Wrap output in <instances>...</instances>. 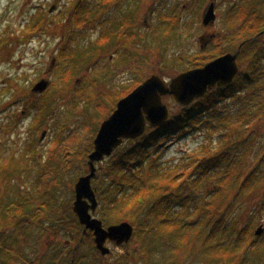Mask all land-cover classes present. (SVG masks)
Instances as JSON below:
<instances>
[{"label": "trees", "instance_id": "16d2710c", "mask_svg": "<svg viewBox=\"0 0 264 264\" xmlns=\"http://www.w3.org/2000/svg\"><path fill=\"white\" fill-rule=\"evenodd\" d=\"M114 1L78 0L74 21L92 26L98 14ZM254 2L236 3L227 13L226 26L233 28L227 42L238 48L243 44L240 59L247 63L246 71L240 73L231 86L210 90L191 106H181V111L171 115L161 126H148L141 137L121 145L108 159L110 163L103 166V179L100 168L93 181L100 204L96 214L106 226L125 221L134 225V238L139 236L140 244L133 252L143 255L145 264H192L191 261L264 264V233L255 236L257 218L251 216L252 212L264 214V198L257 200L254 209L249 210L251 213L244 212L253 193L264 186V156L250 171L245 165L249 151L256 145V123L264 112V91L257 93L264 84V52L258 40L264 28V14L257 10ZM161 9L159 28L153 30L152 36L167 41L179 33L178 18L172 14L180 10L173 11L170 6ZM115 11L120 13L118 9ZM136 11L125 8L120 15L109 12L113 17L105 16L103 37L92 45L95 49L71 46L66 49L62 59L74 62L69 72L78 67L76 61L81 59L79 63H84V58L91 53L96 55L109 46L118 45L115 37L135 42L146 39L137 28L130 30L137 21ZM67 41L65 47L72 45L70 39ZM226 53L229 52L218 46L181 56L185 57V65L198 68ZM141 82L117 93L105 94L103 99L89 100V103L98 115L107 118L114 112L119 99ZM50 99L47 96L41 101L43 106L38 109L37 128ZM190 127L191 131H187ZM192 130L204 131L209 142L203 140L200 145L198 143L199 149L183 154L182 163L166 166L161 160L163 154L155 155L162 138L170 140L173 135H187ZM75 134L70 133L66 142L62 137L57 138L47 161L36 156L35 140L32 142L29 150L34 165L41 172L35 186L38 196L24 184L12 183L15 179L10 177L11 172L14 175L23 172L21 165H16L20 166L17 172L12 170L17 159L10 166L2 167L1 176L6 179L0 191V264H16L20 256L25 264H36L26 253L34 227L41 229L44 236L55 232L60 238L49 240V247L54 248L43 255L48 264H63L68 259L65 255L68 243L79 244L70 264H100L98 258L102 256L94 244V235L91 232L83 235L84 226L73 211L74 198L57 206L54 193L56 185L65 179L72 185L87 169L94 139ZM217 139V145L212 147L211 143ZM259 225L264 226L263 223ZM61 235L67 236L65 241ZM88 241L93 246L91 254L83 252V245ZM127 253L133 254L129 249Z\"/></svg>", "mask_w": 264, "mask_h": 264}, {"label": "rangeland", "instance_id": "374dc122", "mask_svg": "<svg viewBox=\"0 0 264 264\" xmlns=\"http://www.w3.org/2000/svg\"><path fill=\"white\" fill-rule=\"evenodd\" d=\"M210 1L212 0H115L98 14V19L90 26L79 25L74 21V10L78 0H0V191L5 186L6 179L1 176L2 167L10 166V163L17 159L12 170L20 169V166L16 165H21L23 172L20 175L11 172L10 177L15 179L12 183H22L27 190L33 191L34 196H38L35 186L41 172L34 165L29 150L34 140L36 156L47 161L52 144L57 138L59 140L62 137L66 142L70 133L83 135L86 139L95 138L105 117L98 115L89 100L92 102L105 94L117 93L139 80L148 79L153 74L161 75L169 84L180 72L193 68L189 67L191 64L183 63L185 61V57L181 56L183 53L194 55L204 49H215L218 46L227 52H235L238 45L227 42L229 35L233 34V28L226 26L228 24L226 22L227 13L238 0H213L217 3V22L214 26L206 27L202 24L203 12ZM165 6H170L173 11L180 10L172 14L178 18L179 33L177 37L167 41L156 40V37L152 36L153 30L159 28L162 17L160 11ZM125 8L137 9L134 16L137 21L135 25L132 24L130 30L137 28L141 34L146 35V39L143 41L136 39L135 42L128 38L115 37V43L118 45L109 46L96 55H91L93 53L89 55L86 51L89 57L84 58V63H79L81 59L76 61L78 67L72 73L69 72L74 62L69 61V58L62 59L65 50L70 46L95 49L92 45L103 37L105 25H102V22L105 16L113 17L109 15L111 11L120 15L121 10ZM116 9L120 10V13H117ZM51 10L53 12H50ZM38 17L43 19L33 30L34 27L31 25ZM211 35H215V38L208 41ZM68 39L72 45L65 47ZM258 40L264 52V33ZM205 42L208 44L203 47L202 44ZM182 57L184 58L179 60ZM239 63L240 75L246 71L247 63L241 62V59ZM42 78L49 80L52 86L46 92H34L35 83ZM260 87L258 94L264 91V84ZM47 96L51 99L37 128L35 124L38 120V109L43 106L41 101ZM164 98L171 108V115L181 111L182 107L171 95ZM261 115L256 123V145L246 158L247 171L255 168L264 156V112ZM187 131H191V127ZM204 134V131L192 130L187 135H173L170 140L162 138L155 155L163 154L161 160L166 166L178 165L183 162V154L199 149L200 143L207 140ZM218 141L213 140L212 147L216 146ZM109 158L111 157H106L97 164L98 171L101 168L99 171L102 174L101 179L105 175L102 168L106 163H110ZM87 172L88 164L83 174ZM76 181L69 185L65 179L56 185L54 193L57 197V206L63 205L71 198L75 199ZM252 196V202L249 201L250 203L245 205V214L254 209L257 200L262 201L264 186L257 189ZM99 213H102V210H99ZM251 216L257 218L256 229L259 224H264V214L256 215L252 212ZM43 233L41 229L34 227L29 247L26 248L28 258L36 261V264H48V259L43 258V255L54 248L49 247V240L55 238L60 240L55 232L45 236ZM61 238L65 241L67 236L61 235ZM139 242V236L123 246L108 241L106 244L111 249V255L104 257L100 254L102 256L98 258L100 264H145V257L139 253L135 255L133 252ZM67 246L65 255H68L66 256L68 259L63 264H70L76 247L75 244L69 243ZM92 247L88 241L83 245V252L91 254ZM128 249L134 255L127 253ZM127 254L131 255L128 259ZM21 258L22 256L18 258L16 264H25ZM190 263L206 264L194 261Z\"/></svg>", "mask_w": 264, "mask_h": 264}, {"label": "water", "instance_id": "95a60500", "mask_svg": "<svg viewBox=\"0 0 264 264\" xmlns=\"http://www.w3.org/2000/svg\"><path fill=\"white\" fill-rule=\"evenodd\" d=\"M216 6L217 3L211 1L203 13L202 23L206 27L215 25L217 21ZM212 38L213 35L208 41ZM207 44L208 42H205L202 46L206 47ZM242 47L243 44L235 53L221 55L203 67L179 73L169 85L159 74L149 76L129 95L120 99L114 112L103 121L93 142L94 149L88 158L89 171L75 183L76 198L73 202L74 212L78 215L81 225L85 226L84 234L93 232L95 245L102 255L111 253L106 244L108 240L119 245L127 244L135 233L133 224L128 221L107 227L94 215L99 206L98 196L92 184L98 174L97 163L112 156L114 150L125 140L144 134L148 123L160 126L169 119L170 109L164 103L163 96L172 95L179 104L190 105L212 88L231 85L240 71L238 60ZM50 85L49 80L42 79L36 83L33 91L45 92ZM43 135L46 136L45 133ZM263 233L264 226L259 225L255 234L259 236Z\"/></svg>", "mask_w": 264, "mask_h": 264}, {"label": "flooded vegetation", "instance_id": "af4514ba", "mask_svg": "<svg viewBox=\"0 0 264 264\" xmlns=\"http://www.w3.org/2000/svg\"><path fill=\"white\" fill-rule=\"evenodd\" d=\"M241 1H243V2H241ZM245 1L246 0H238V2L236 1V3H245ZM255 2V4L257 5V10L258 11H260V13L262 12L263 14H264V0H262V1H260V0H254ZM236 3H234V5L236 4ZM260 5H262L263 6V8H260ZM264 33V28L262 29V32L260 33V35H262ZM215 38V37H214ZM121 246V245H120ZM109 256V255H108Z\"/></svg>", "mask_w": 264, "mask_h": 264}]
</instances>
